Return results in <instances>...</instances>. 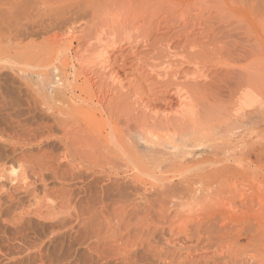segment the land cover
<instances>
[{"label": "rangeland", "instance_id": "rangeland-1", "mask_svg": "<svg viewBox=\"0 0 264 264\" xmlns=\"http://www.w3.org/2000/svg\"><path fill=\"white\" fill-rule=\"evenodd\" d=\"M13 155L52 160L72 198L51 184L16 205L27 245L0 264H264V0H0V162ZM102 193L120 242L56 224Z\"/></svg>", "mask_w": 264, "mask_h": 264}, {"label": "bare ground", "instance_id": "bare-ground-1", "mask_svg": "<svg viewBox=\"0 0 264 264\" xmlns=\"http://www.w3.org/2000/svg\"><path fill=\"white\" fill-rule=\"evenodd\" d=\"M95 133V132H94ZM59 142L62 144V148L64 150V156L65 158H69V165L72 167L74 170V162L71 161V158H75L79 156V160L83 161L82 159V153L77 154L76 152H70V148L72 150H75V145L74 144H69L68 141L66 140V136L64 137L63 140H59ZM15 156H6L5 158L2 159L3 162H0V202L4 201V203H0V221L2 222L3 229L0 230V243L4 242L6 243L4 250L0 247V254L3 255L5 251L7 250L8 246H14V245H27V234L25 233L27 229L26 224H22L19 228L14 225L11 222H8L5 220V218L9 217L10 214L12 213V209L16 205H20L22 203V200L25 198L30 200V198H34L36 192H40L43 195H49L53 194L55 191L53 190L52 187H50L51 184L54 185H59L62 184L64 178L61 177L59 178L56 173L54 172L52 160L51 161H45V159L42 157L41 160L38 162H34L30 165H23L21 162L22 160L18 158L15 161ZM50 159V158H49ZM12 163L16 162V166L20 169L18 172H14L12 177L13 178H8L4 174V165L6 163ZM54 162V161H53ZM131 162V158H130ZM55 163V162H54ZM95 168L100 169L101 166L98 163H95V161L92 163ZM76 165V164H75ZM37 170V171H36ZM80 170L77 172L70 171L68 174L69 181H73L74 178L81 176ZM10 180L12 182L11 185L8 186L7 189H4L3 186L6 184L5 182ZM19 181L21 182L19 184ZM187 186L191 187L193 184L191 181L186 180ZM59 192V197L65 201V203L70 200L71 197V192L72 190L69 188H64V185L62 184L60 188L58 189ZM103 198H104V193H102V196L99 198V201H96L95 203L89 204V201L87 200L83 205L81 204V199H79L80 204L78 206L74 205L71 216L68 218L62 217L60 221L56 224H58L62 229L66 230L67 225H70L69 222H74L75 225L80 228L85 236H91L95 240L96 243H104L105 247H107V240L109 241H114V242H120L122 240V235L120 234L122 224L118 226L117 233L110 227V220L106 219L103 214H102V209H103ZM66 207V206H65ZM64 207V208H65ZM51 212H54L53 208H49ZM28 214V213H27ZM128 211L123 210L122 215L119 217H115L114 220L116 222H124V220L128 216ZM101 218V219H100ZM224 219V218H223ZM25 223L30 225L33 220L28 217L27 219H23ZM197 227L196 231L199 233L200 229H202L201 221H196ZM53 223H48L45 225L51 226ZM49 228V227H48ZM222 228V227H221ZM130 229L126 228V232L129 233ZM9 232V233H8ZM220 232L223 235H220L219 238L221 239L223 236L227 234L226 228L220 229ZM198 240H201V237L199 235ZM49 237V236H48ZM208 239V238H207ZM206 239V240H207ZM210 239V238H209ZM211 240V239H210ZM208 241V240H207ZM110 243V242H108ZM103 246V247H104ZM31 247H29L30 249ZM101 248L100 246H97L96 248L92 249V254L97 258L101 259V253L98 252V249ZM114 248V247H112ZM33 250L35 252H39V246L33 247Z\"/></svg>", "mask_w": 264, "mask_h": 264}]
</instances>
